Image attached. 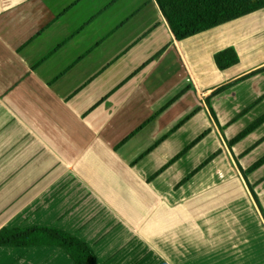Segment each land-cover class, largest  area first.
<instances>
[{
    "label": "crops",
    "instance_id": "0c3cea01",
    "mask_svg": "<svg viewBox=\"0 0 264 264\" xmlns=\"http://www.w3.org/2000/svg\"><path fill=\"white\" fill-rule=\"evenodd\" d=\"M263 96L264 9L177 41L156 0H0V231H63L98 264H264L260 143L230 145Z\"/></svg>",
    "mask_w": 264,
    "mask_h": 264
},
{
    "label": "trees",
    "instance_id": "16d2710c",
    "mask_svg": "<svg viewBox=\"0 0 264 264\" xmlns=\"http://www.w3.org/2000/svg\"><path fill=\"white\" fill-rule=\"evenodd\" d=\"M156 2L177 41L185 40L264 9V0H156ZM239 61L234 48H228L215 55L216 65L221 71L236 66ZM225 89L222 88L214 95ZM262 123L263 119H259L255 124L248 126L230 142V145H235L245 139ZM263 165L264 158L254 163L247 171H243V174L245 176L252 174ZM0 246H57L65 250L73 259L74 264H98L96 255L89 245L70 234L49 227H33L23 230L4 229L0 231Z\"/></svg>",
    "mask_w": 264,
    "mask_h": 264
},
{
    "label": "rangeland",
    "instance_id": "374dc122",
    "mask_svg": "<svg viewBox=\"0 0 264 264\" xmlns=\"http://www.w3.org/2000/svg\"><path fill=\"white\" fill-rule=\"evenodd\" d=\"M263 110V112L261 111ZM256 115H259L258 117H254L255 115H251L248 118V122H249V126L255 124L259 119H263V123L256 128L252 133H256L254 135V138L250 139V145L252 146V144L254 142H258L260 144H258L255 148H251L249 153L250 155L247 157V161L245 162V164L249 167L250 165L253 164V162H258L259 160H261L262 158H264V118H261L264 116V106L262 108H260V111H258L256 113ZM254 117V118H253ZM245 129V128H244ZM260 129V130H259ZM259 130V131H258ZM251 133V134H252ZM255 145V144H254ZM258 170V171H257ZM256 171V177H260L262 176V178H264V165L261 166L259 169H257Z\"/></svg>",
    "mask_w": 264,
    "mask_h": 264
}]
</instances>
